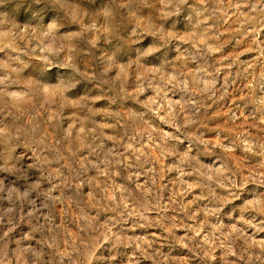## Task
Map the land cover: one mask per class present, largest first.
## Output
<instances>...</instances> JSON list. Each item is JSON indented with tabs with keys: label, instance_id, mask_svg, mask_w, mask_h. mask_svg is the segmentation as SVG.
<instances>
[{
	"label": "clouds",
	"instance_id": "9594fccd",
	"mask_svg": "<svg viewBox=\"0 0 264 264\" xmlns=\"http://www.w3.org/2000/svg\"><path fill=\"white\" fill-rule=\"evenodd\" d=\"M262 35L264 0H0V264H163L157 228L196 264H264ZM222 72L246 126L212 142ZM162 160L198 223L153 203Z\"/></svg>",
	"mask_w": 264,
	"mask_h": 264
},
{
	"label": "rangeland",
	"instance_id": "374dc122",
	"mask_svg": "<svg viewBox=\"0 0 264 264\" xmlns=\"http://www.w3.org/2000/svg\"><path fill=\"white\" fill-rule=\"evenodd\" d=\"M226 38L224 39V47L225 53L228 49H231L234 40L228 36L226 31ZM261 39H264V35L261 36ZM247 41H242L240 44V48L247 47ZM239 49L232 52V56H235ZM230 60L231 57H228ZM227 63V61H225ZM232 73L231 72H222L221 79L222 82L225 83L226 89L223 94L219 96L215 103L208 102L201 110H200V119L202 122V127H200L199 132L203 134L204 138L210 140L212 142H217L216 130L217 128H224L225 135H230L234 132H238L241 127H245L246 125L238 123L237 127H232L231 122L228 117L232 112L233 108L240 104L241 95L239 94V81L237 80L236 85L228 86L231 80ZM234 88L236 90H234ZM190 118V117H189ZM158 155V154H157ZM215 155V154H214ZM229 168L234 170L235 168H239L247 172L248 168L251 166V163L245 160L240 154L239 151L235 153L231 160H229ZM168 160L160 161L155 167L158 171L157 176V190H156V199L153 203H158L163 207L164 211L168 216H176L177 221H183L185 224H196L200 219V212L197 203L192 198V193L186 195L182 201L179 203L183 204L185 212L175 213L173 211L174 207H178L179 203L176 200H173L172 197L176 191H183V189H179L176 183V173L173 171H169L167 168ZM203 166V165H201ZM145 178L141 177V182H143ZM119 182V181H117ZM194 192L197 196L200 194V189L196 187ZM196 214V219H189L193 215ZM151 216H156L157 213L151 212ZM167 223V221H165ZM155 232L158 237V241L154 243L153 248L149 249V253L152 254L153 251L162 254L163 256H167V260L163 262V264H196V261L190 255H179L178 249H170L168 244L165 242L166 233L162 231V229H153L149 230ZM137 234H145L146 230L144 229H136ZM131 234V233H130ZM99 255V253H98ZM156 259H160L159 256ZM139 264H146L144 259L139 261ZM147 264H152L151 261H148Z\"/></svg>",
	"mask_w": 264,
	"mask_h": 264
}]
</instances>
